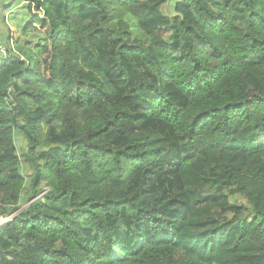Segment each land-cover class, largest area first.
<instances>
[{"label": "trees", "instance_id": "1", "mask_svg": "<svg viewBox=\"0 0 264 264\" xmlns=\"http://www.w3.org/2000/svg\"><path fill=\"white\" fill-rule=\"evenodd\" d=\"M2 1L0 264H264V0Z\"/></svg>", "mask_w": 264, "mask_h": 264}, {"label": "rangeland", "instance_id": "2", "mask_svg": "<svg viewBox=\"0 0 264 264\" xmlns=\"http://www.w3.org/2000/svg\"><path fill=\"white\" fill-rule=\"evenodd\" d=\"M10 1H15V0H10ZM0 2H3V1L0 0ZM8 2H9V0H8ZM12 11H14V9H13ZM12 11H10V12L7 13V14H5V12H4V10H3V7H2V4H0V44L2 43V42H1V39H4V38H7V37H8V32H9V31L12 32L14 39H17V38H22V39H24L23 37H20V32H19V30H18V28H17L15 22H8V28L5 27V26L3 25V17H4V16H5V18L9 17V15H10V13H11ZM164 11H165V12H169V11H170L169 4L165 7ZM31 34H34V32H32ZM29 40H30V39H29ZM4 47H5V45H2V46L0 45V49H2L1 51H2V52L4 51V52L6 53V50H5ZM16 134H17V135H15V142H16L17 147H18V149H19L18 152L21 153V152H22V148L24 147V145L26 144V142H25L24 140H22V137L19 136L17 132H16ZM22 173H24L25 177H26L27 180L29 181L30 172H29V171L27 172V170L23 168V169H22ZM28 175H29V176H28ZM27 186H28V182H27ZM167 188H168V186L165 185V186H163V187H161V188H159V189H160L161 191H163V190H165V189H167ZM45 190H46V189H45ZM167 191H168V189H167ZM168 192H170V191H168ZM41 195H42V194H41ZM41 195L39 196V198H41ZM241 203L244 204L245 201L242 200ZM28 205H29V202H27V201L25 200V202H23V203L21 204V206H20L21 211L24 210L25 208H27Z\"/></svg>", "mask_w": 264, "mask_h": 264}, {"label": "built area", "instance_id": "3", "mask_svg": "<svg viewBox=\"0 0 264 264\" xmlns=\"http://www.w3.org/2000/svg\"><path fill=\"white\" fill-rule=\"evenodd\" d=\"M2 49H0L1 51ZM3 54L5 55L6 53L3 51ZM0 64H1V58H0ZM48 191V189L45 190V192L41 195V197ZM12 215L9 216H1L0 217V228L6 224H8L12 220Z\"/></svg>", "mask_w": 264, "mask_h": 264}, {"label": "clouds", "instance_id": "4", "mask_svg": "<svg viewBox=\"0 0 264 264\" xmlns=\"http://www.w3.org/2000/svg\"><path fill=\"white\" fill-rule=\"evenodd\" d=\"M44 192H45V190H44ZM14 216H15V214L12 215V217H14Z\"/></svg>", "mask_w": 264, "mask_h": 264}]
</instances>
